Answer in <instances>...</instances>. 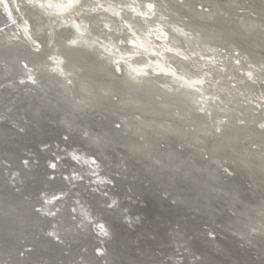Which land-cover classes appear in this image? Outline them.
I'll list each match as a JSON object with an SVG mask.
<instances>
[{
  "label": "water",
  "instance_id": "95a60500",
  "mask_svg": "<svg viewBox=\"0 0 264 264\" xmlns=\"http://www.w3.org/2000/svg\"><path fill=\"white\" fill-rule=\"evenodd\" d=\"M155 1L161 10L176 13L168 26L169 39L184 56L178 55L172 68L181 72L179 65L185 64L188 72L183 74L187 76H200L197 78L207 84L222 82L218 86L222 96L236 88L226 81L237 80L236 90L251 89L253 97L264 102V0H235L234 4L209 0L216 11L213 19L195 5L196 0L184 5L178 0ZM32 4V0L26 1L24 13L34 25V38L9 26L0 29V264L123 262L118 244L111 243L105 260L95 255L94 250L101 244L95 232L82 228L89 222L88 217L78 212L82 209L74 200L63 204L72 213L71 220L65 223L35 207L44 195L59 191L72 199L70 192L77 186L68 191L71 185L64 177L56 174L57 178H52L53 171L58 170L51 168L50 161L58 159L49 146L58 152H74L77 157H98L110 170L103 168L104 175L127 182L124 186L95 184L89 188L106 200L102 205L99 197H93L88 207L95 218H108L105 221L114 234L112 242L130 231L147 237L149 232L160 230L153 224L158 213L174 230L181 211L178 208L185 203L226 202L223 194L200 185V179L216 187L227 186L223 182L239 187L243 198L251 203L264 199V105L254 112L250 108L254 104L249 105L248 100H233L228 111L210 112L207 107L216 105L214 100L169 81L170 75L154 77L147 59L144 63L133 62L142 52L121 45L120 41L133 37L141 43L142 36L129 29L115 36L111 32L115 23L103 28L97 18L78 13L72 18L75 22L83 19L87 33L73 29L72 24L60 26L62 20L52 18L55 34L51 36L49 20ZM81 7L94 11L88 4ZM145 15L147 22L149 15ZM219 24L225 25L226 31L214 26ZM195 25L200 26L199 31L208 42L226 45L229 50L234 49L236 56L243 55L240 61L253 69L255 77L239 75L232 61L212 57L207 49H203L205 57H211L196 66L192 54L199 53L197 34H187ZM10 34L16 37L8 39ZM33 39L42 45L41 49L35 47ZM146 40L152 42L150 38ZM160 47L166 50L165 46ZM54 60L61 62L59 67ZM226 63L225 73L207 75L202 71L206 65L219 69ZM133 65H144V70L137 72ZM198 103L203 106L198 108ZM241 105L245 107L240 108ZM122 158L130 170L124 177L111 170L122 168ZM224 166L230 171L223 170ZM240 174L247 176L251 184ZM84 186L87 189L88 185ZM170 192L183 201H172ZM109 196L118 199L116 207L108 204ZM83 233L84 237L78 235ZM77 236L83 241L75 244L80 240ZM88 239L91 243L86 242ZM225 240L234 251L239 247L234 239ZM64 248L68 250L62 251ZM249 253L254 258L255 251Z\"/></svg>",
  "mask_w": 264,
  "mask_h": 264
},
{
  "label": "bare ground",
  "instance_id": "6f19581e",
  "mask_svg": "<svg viewBox=\"0 0 264 264\" xmlns=\"http://www.w3.org/2000/svg\"><path fill=\"white\" fill-rule=\"evenodd\" d=\"M26 1H28V0H0V29H4V27L9 26L10 28L18 29L19 31H21V33L25 34L27 37L34 38V32H33L34 31V25H33L32 21L27 17V15L24 13ZM32 1H33L32 5H36L35 9L37 11H40L42 14H44L46 16L47 20H49V24H50L52 18H55V19L59 18L62 20L61 21L62 23L60 24V26L62 25V26L66 27L67 25L72 24V27H74L73 29H75V30L77 29V30H81V31L83 29V31H85V33H87V27L88 26L86 25V27L84 28L83 19L77 20L75 22L76 19L72 18L75 13H78L79 15L81 14L82 16H86V15L89 16L90 15L91 18H97L96 20L97 21L99 20L101 22V25L103 28L108 27V26L110 27L111 24L113 25L115 23L114 24L115 26H111L112 27L111 32L115 36L121 35L124 31H126V29H129L131 32L136 33L137 36L138 35L140 36V38L142 36L143 39H141V44L136 39H134L133 37H132L133 39L132 38L129 39V41L131 42L130 44H128L129 42L125 43L124 39H121V41H120L121 45H129L127 47H130L131 49L132 48L136 49L135 47H137V46L142 47V48L136 49V51H141L142 53L139 55L137 54L138 56H136L134 58L133 62L140 63L139 61L141 60L144 63L145 60L147 59L148 62H150L152 64L151 73L153 74L154 77H161V76L165 77L166 75H170L168 77L169 81L175 82V83H180L182 86L187 87L192 92L200 94V95H202V96H204L210 100H214L213 102L216 105H214L213 107L209 105L207 107V110L210 112L212 110L215 111L214 109H216L217 112L228 111L230 101H233V100L239 101V103L243 102V99L248 100L250 102V103H248L249 105L254 104L253 107H250V108H252V110L254 112L260 111L262 106L264 105V102L253 101V98H252V96H253L252 92L253 91H251V89L244 91V92L238 91V89L236 90V88H238V86H239L238 83L236 82L237 80L226 81L231 85H235L234 87H236V88H234L235 91L230 92V94H226L225 96H222V94H220L221 90L218 87L219 85H221L222 82H218V84L217 83L207 84L206 83L207 81L202 82L203 78H197L200 76H196L194 74H191V77L189 76L190 74L187 76V75L183 74V72L184 73L188 72L187 70H185L187 68V66L185 64H181V62H180L181 65H179L181 67L180 69H183L181 72L175 68H172L171 65H172V63H175V60H177V56L178 55L184 56L183 51L182 52H175V50L179 49V47H178V45L172 44L171 40L169 39L171 36H170L169 31H168V28H169L168 26H170L169 24H171L170 22L172 20L174 21V18L176 17V13L174 11H172V13H171L170 11L167 12L166 10H161L163 8H161V6L159 8L158 4L156 3L155 0H153L154 3H153V1L145 0L143 4H140L142 2H139L138 4L135 3L134 5L132 4V2L134 3L138 0H80L79 4H77V5H70L68 3V0H32ZM226 1L228 3L229 2H232L233 4L235 3L234 2L235 0H226ZM178 2L183 3V5H184V4L189 3V0H178ZM82 4L83 5L88 4L90 9H92L94 11L96 10V12H94V11L88 12V10H82V7H81ZM131 4H132V6H130ZM139 5H144L145 8L142 10V9L137 7ZM153 5H155V6L153 7ZM195 5L200 7L202 9V11H206L209 18L213 19L216 17L215 16L216 11L214 10L212 2H210L209 0H196ZM129 6H130V8H129ZM11 14L14 15V17H12ZM145 14L149 15V19L147 21L149 23L145 22L147 20L144 18L146 16ZM60 17H62V18H60ZM122 19L123 20L125 19L124 20L125 23H123L124 21ZM176 21L181 22V21H179L178 18ZM182 24H184V23H182ZM127 26H128V28H127ZM149 26L153 27V28L158 27L159 29H161L162 33L163 32L166 33L165 37H163V38L160 37L162 39L161 42H159L160 45H158L156 43V41L154 40ZM214 26H217V29L219 31H226L225 29H227V27L225 25L219 24V25H214ZM95 27L96 26L93 25V28L92 27L91 28L94 30ZM51 29H52V30H50L51 34H52L51 36H53V34H55V33L53 31L52 25H51ZM199 30H200V26H196V25L194 27H192L191 31H189V32H187L185 30L187 32V34H189V35H193V34L196 35L197 34L195 38L197 39L196 44H197L198 48H196L195 46H193V48H196V51H198L199 53L198 54H192V56L195 60L193 62L196 63V66L201 64V62H206L207 58L211 57V55H207L209 57H205L206 55L204 54L203 49H207L208 52H206V53L212 52L213 53L212 57L218 56V57H220V59L222 57V59H224V61L227 60L228 63H229V60L232 61V63L234 64L233 66H235L234 69L239 75H244L246 77H251V76L255 77L253 69L251 67H247V66L244 67V65L240 61V59H241V57H243V55H240V57L236 56L235 54H233L234 49L229 50L226 45H222L221 43H220L221 45H218L216 42L215 43L208 42L207 39L203 37V34L200 33ZM145 32L147 34H145ZM148 32H149V35H148ZM156 32H157V34H155V35L158 36L159 31L157 29L156 30L154 29V33H156ZM141 33H144L145 37ZM100 34H102V33H100ZM210 34L212 35L213 32H211ZM10 35L7 36L8 39H14L16 37V35H14V34L13 35L10 34ZM212 37L214 38V34ZM215 37H218V36H215ZM219 37L221 38V35ZM145 38L146 39L150 38V40H152V42L147 41ZM32 43L35 44L36 48L41 49L42 45L38 41L33 39ZM160 46H165L166 50L164 51V48H162ZM185 55H186V53H185ZM152 56H154V57L152 58ZM160 57H161V59H160ZM56 60H54V65L59 67L61 62L59 60L58 61H56ZM225 65H227V63L223 64V66L219 67V69L216 68L215 66L211 65V64L206 65V66H204L202 71L208 73L207 75H209L210 72L219 75V73H221V72L222 73L226 72L224 69ZM133 67L137 72H142L144 70L139 65L138 66L133 65ZM189 67H191V66L189 65ZM117 69L119 71H121L122 67L118 64ZM202 77H204V76H202ZM215 85H217V86H215ZM221 87H223V86H221ZM231 87H233V86H231ZM212 88H214V89L212 90ZM258 95H260V94H258ZM229 96H230V98H229ZM259 100H262V99H259ZM202 106H203V104L198 103L197 107L199 108ZM244 107L245 106H242V105L240 106V108H244ZM254 118H256V117H252V119H254ZM69 124L75 130L82 131V130H80L79 127H77L76 125H73V123H69ZM263 125H264V123H263ZM49 147H51V148H49V150H51V152L53 151L57 154L56 158L58 159V160H51L50 161L51 165H55V167L51 166V168L53 170H58V171H53L52 178L56 179L57 178L56 174H59L62 179L64 177V179L66 181H68L69 184L71 185V187L67 188L68 191L74 189V188H72V186L77 184L76 188L74 190H72L70 193H72L74 191L75 193L80 195V197H78V199L80 201L83 200L81 203H84L86 205L85 208L81 210V212L87 215V217H88L87 219L89 222H87L85 224V226L82 228H86L88 231L92 230L93 232L96 233L95 236L97 238V241L100 242L101 247L99 246L98 247L99 249H95L94 252L98 258H102L105 260L106 255H108V253L111 251L110 250V246H111V242H112L111 240L114 237V234L109 229L107 222H105V220L108 221V218L106 216L104 217V219H99V218H95L93 216V214L90 212L91 210L89 209L88 204H90L89 201H91L90 200L91 198H93V197L98 198L99 197L98 200L100 201V203L102 205L106 204V200L103 199L102 195H95L97 192L89 191V188L92 187V189H93V187H95V184H100L102 186H109L111 184L118 183V184L124 186L125 184H127V182H124L121 179L110 180L106 175H104L105 171H107V170L110 171V170L106 167L104 162L99 160L98 157H93V156L92 157H84V158L77 157L76 153H74V152H71V151H69V152L59 151L58 152L56 148H53V146H49ZM65 158H67V159H65ZM72 161L74 162L75 165L72 164ZM119 161H120V164L123 165L122 168L116 169V170L111 168L112 172L119 174L122 177H124L126 174L129 175L130 170H128V168H127L128 162L127 161L125 162L123 160V158ZM103 168H105L106 170L104 171ZM222 169L230 171L227 166L222 167ZM136 170H138V169H136ZM132 171H135L134 167H132ZM148 175L149 174L146 173V175H144V176L147 177ZM189 175L193 176V174H189ZM240 176L242 177V179H244L246 182H248V184H251V181H250V179L247 178V176H245L243 174H240ZM140 180H142V179H140ZM77 181H81V182H77ZM84 183L86 184V186L88 185L87 189L84 188L85 187ZM199 184L202 185L203 187L206 186L208 189H211L210 190L211 192L218 191L220 194H223L224 195L223 199H225L226 202L220 203L218 205L216 202L205 203L202 201H196V202H192V203H187V205L185 203L184 206H179L178 209L181 211L178 214V221H177V224L175 225L174 230H171V235H170V231H169L170 228H168V226L166 225V222L163 219V215H159L160 213H158V215L156 214L157 217H156L155 223H153V221L152 222L147 221L149 223L151 222V223L157 225L158 227H161V229L158 231L149 232L148 234H151L150 237L154 238L155 236L152 233L156 232L157 236L161 240V242L164 241L168 245L169 244L173 245V238H174L173 235L179 234L180 236L183 237L182 238L183 244L186 243L185 245H189L190 240H191V243H193L194 238L196 236H197L196 239L200 238V240L212 243V242L216 241L213 238L218 235L217 240L225 241V244H227L226 240H225L226 238L227 239L232 238L236 242L240 243L239 245H237L239 247L236 246L237 248H236L235 252L246 254L247 261L250 263H252V261H251L252 259L255 262L256 260H258V258H261L262 256H264V199L259 203H251L250 201H247L246 199L243 198V192L239 187L234 188V187L230 186L231 187L230 188L226 182H223V184L227 185L228 187L227 186L216 187L213 184L209 183L208 180H205V179H203V180L200 179ZM84 191H89V194L88 195H86V194L82 195V193ZM91 192H92V194H91ZM170 194H172V196H171L172 201L177 202V203L179 201H183L182 197H180L178 194H175L174 192H170ZM67 195L68 194L63 193L62 191L55 192L51 195L50 194L44 195L42 198V202L37 203V205H35V207L43 210L45 214H48L50 217H53L54 219L57 218V220H59L58 217H61V219H60L61 222L65 223V221L71 220L70 217L72 215L71 211H68L66 209V207H64V205H63V204H66L65 202L67 200L73 201V200L69 199ZM108 200H109L108 204H112V205L115 204V207H116V205H117L116 201L118 200V199H116V197L109 196ZM62 201H64V202L61 204ZM208 201L210 202V199ZM60 205H62V209H56V208H60ZM53 209H56V210L54 211ZM190 215L194 216L195 219L193 220V218H191ZM152 217L153 216H151V218ZM126 218H128V217L126 216ZM62 219H63V221H62ZM147 222H145V223H147ZM100 225L102 227H100ZM129 225L132 226V223H129ZM134 228L137 229L138 227H134ZM78 235L82 236V237L85 236L84 234H81V235L78 234ZM91 235L93 236V234H91ZM211 235H214V236H211ZM118 237H119L118 240L120 242V245L125 248V244H123V241H122L123 237H120V236H118ZM77 238H79V237L77 236ZM148 240H149V237H148ZM70 242H73V240H70ZM78 242H80V241L79 240L76 241L75 244H77ZM88 242L91 243L90 239L88 240ZM84 244H85V248L84 247L83 248L86 249L87 243H84ZM200 244H202V243H200ZM206 244H208V243H206ZM206 244H202V246L206 245ZM215 244H217V243H215ZM225 244H224V246H225ZM121 246H119V249L121 250L120 253L123 254L124 252H127V250ZM228 246H229V244H228ZM163 247H161L160 249H162ZM199 247H201V246H199ZM217 247H220V246H217ZM121 248H123V249H121ZM165 248L166 247H164L163 249L165 250ZM191 249H192V247H191ZM191 249L189 246L188 250H186V249L181 250L182 252H179V253L175 252V250H173L174 252L172 253V256L170 257L173 259V261L171 263L174 262L175 264H179L183 260V258L184 259L186 258L187 259L186 261L189 262L190 264H210V262L208 263L207 262L208 260L205 258V256H207L205 254V252H204L205 256L202 257V254H200L202 251L200 253L195 254L194 249L193 250H191ZM198 249H200V248H198ZM213 249H215V248H213ZM67 250H68L67 248L62 249V251H64V252H66ZM249 250L255 251V254L253 255L254 258L250 257L251 255L249 253ZM209 251H210V249H209ZM230 251H232V250H230ZM160 252H161V250H160ZM176 253H178L180 255L179 256L180 258H178V255H176ZM191 253H193V254H191ZM151 255H152V253H151ZM130 256L127 260H125L122 257V259H120V260H122L123 262H120V264H135V262L131 263L132 260H131ZM149 256H150V254H149ZM165 256H166V254H165ZM213 256H214V254H213ZM134 257H136V255ZM134 257H133V259H134ZM139 259L140 258H137L136 262H138ZM210 259H209V261H210ZM219 259H221V258H219ZM160 261H162V260H160ZM223 261H222V263H223ZM225 261H227V260H225ZM168 262H169V260H168ZM32 264H34V263H32ZM99 264H104V263H99ZM105 264H111V263L109 261L108 262L106 261ZM156 264H157V262H156ZM223 264H225V263H223ZM230 264H232V262Z\"/></svg>",
  "mask_w": 264,
  "mask_h": 264
},
{
  "label": "rangeland",
  "instance_id": "374dc122",
  "mask_svg": "<svg viewBox=\"0 0 264 264\" xmlns=\"http://www.w3.org/2000/svg\"><path fill=\"white\" fill-rule=\"evenodd\" d=\"M150 1H153V0H150ZM153 3H154V1H153ZM155 5H153V7H154ZM12 15V14H11ZM12 17H14V15H12ZM150 28V30H151V34L153 35V38H154V40L156 41V43L158 44V45H160V43L159 42H161V38L160 37H165V35H166V33H162V31H161V29H159L158 27H155V28H153V27H149ZM154 29L156 30H158L159 31V34H158V36L157 35H155V34H157V32L156 33H154ZM153 30V31H152ZM125 43H131L129 40H126V41H124ZM128 43V44H129ZM137 44V43H136ZM141 44V43H140ZM139 49V48H142V47H139V46H137L136 47V49ZM176 48V47H175ZM181 49H176L175 50V52H182V51H180ZM173 52V51H172ZM252 77V76H251ZM242 92H244V91H242ZM253 96H255V94H252ZM252 96V98H253V100H255V101H257V102H262V100H259L258 98H256V97H253ZM256 98V99H255ZM73 193V195H71V197H72V199L71 200H74V202H77L78 203V205L81 207V209H84L85 208V204L84 203H81L82 201H80L79 199H78V197H80V195H78L77 193H75L74 191L72 192ZM71 193V194H72ZM64 201H62L61 202V204L63 203ZM56 209H62V205H60V208H56ZM56 209H53L54 211L56 210ZM78 209L76 208L75 209V211H77ZM78 212H80L81 213V211H78ZM82 214H84V213H82ZM58 217V216H57ZM58 219H59V221H60V219H61V217H58ZM62 221H63V219H62ZM106 222V221H105ZM100 227H102L101 225H100ZM84 229H86V228H84ZM169 231H170V235H171V230L169 229ZM104 232V231H103ZM84 234V233H83ZM155 237V239L154 238H151L150 237V235L151 234H148L147 235V237H145L144 235H141L140 233H138V232H136V231H130L128 234H124L122 237H123V239H122V241H123V244H125V248L123 247V246H121L120 244H119V240L116 242L115 240H113V242H111V243H113V244H115V245H119V246H121V247H123L124 249H126L127 250V252H124L123 254L121 253V255H123L122 257L125 259V260H127L128 258H129V256H130V258H131V260H132V262L131 263H134L135 262V264H139L140 262V264H156V262H157V264H170L172 261H173V259L172 258H170L171 256H172V253L174 252L173 250H175V252H182L181 250H188V247L190 246V249H191V247H192V249L191 250H193L194 249V253L195 254H197V253H200L201 251V253L200 254H202V257L203 256H205V254L207 255V256H205V258L208 260L207 262L209 263L210 262V264H223V263H225V264H230L231 262H232V264H264V256H262L261 258H258V260H256V262H254V260L252 259L251 261H252V263H250V262H248L247 261V257H246V254H244V253H236L233 249H232V247L229 245L228 246V244H225V241H222V240H217L218 239V235L217 236H215L213 239L214 240H216V241H214V242H206V241H203V240H200V238L198 239H196V237L194 238V241H193V243H191V240H190V244L189 245H185V244H183V242H182V236H180L179 234H177V235H173L174 236V238H173V245L172 244H166L164 241L163 242H161V240L158 238V236H157V233L156 232H153L152 233ZM85 235V234H84ZM141 235V236H140ZM211 236H214V235H211ZM148 237H149V240H148ZM114 238V237H113ZM80 239V238H79ZM83 241V239L81 238L79 241ZM89 240V239H88ZM126 241V242H125ZM142 243H141V242ZM158 241V242H157ZM196 241V242H195ZM204 243H203V242ZM213 241V240H212ZM87 243H88V241H86ZM172 242V241H171ZM199 242V243H198ZM78 243H80V242H78ZM77 243V244H78ZM85 243V242H84ZM200 243H202V244H206V243H208V244H206V245H203L202 246V244H200ZM215 243H217V244H215ZM219 243V244H218ZM166 244V245H165ZM199 244V245H198ZM215 244V245H214ZM221 244V245H220ZM224 244H225V246H224ZM166 247L165 248V250L163 249L164 247ZM168 246V247H167ZM199 246H201V247H199ZM210 246V247H209ZM217 246H220V247H216ZM224 246V247H223ZM161 247H163L162 249H160ZM172 247V248H171ZM200 248V249H198V248ZM203 247V248H202ZM223 247V248H222ZM133 248V249H132ZM159 248V249H158ZM170 248V249H169ZM202 248V249H201ZM213 248H215V249H213ZM221 248V249H220ZM96 249H99L98 247L96 248ZM122 249V248H121ZM168 251H167V250ZM209 249H210V251H209ZM224 249V250H223ZM228 249V250H227ZM135 252H134V251ZM160 250H161V252H160ZM171 250V251H170ZM207 250V251H206ZM215 250V251H214ZM230 250H232V251H230ZM119 251H121L120 249H119ZM133 251V252H132ZM167 251V252H166ZM219 251V252H218ZM159 252V253H158ZM163 252V253H162ZM204 252H205V254H204ZM221 252V253H220ZM151 253H152V255H151ZM156 253V254H155ZM170 253V254H169ZM178 253H176V255H178V258H180L179 256V254ZM149 254H150V256H149ZM154 254V255H153ZM165 254H166V256H165ZM191 254H193V253H191ZM213 254H214V256H213ZM217 254V255H216ZM136 255V257H134ZM159 255V256H158ZM163 255V256H162ZM234 255V256H233ZM169 256V257H168ZM217 256V257H216ZM229 256V257H228ZM133 257H134V259H133ZM169 259H168V258ZM137 258H140L139 260H138V262H136V260H137ZM152 260H151V259ZM163 258V259H162ZM166 260H165V259ZM204 258V259H205ZM211 258V259H210ZM219 258H221V259H219ZM209 259H210V261H209ZM234 259V260H233ZM160 260H162V261H160ZM168 260H169V262H168ZM184 260V261H183ZM183 260L179 263V264H190L189 262H187L186 260V258L184 259L183 258ZM203 260V259H202ZM224 260V261H223ZM225 260H227V261H225ZM153 261V262H152ZM155 261V262H154ZM216 261V262H215ZM222 261H223V263H222ZM159 262V263H158ZM178 262V261H177ZM184 262V263H183ZM218 262V263H217ZM221 262V263H220ZM254 262V263H253ZM171 264H175L174 262L173 263H171Z\"/></svg>",
  "mask_w": 264,
  "mask_h": 264
},
{
  "label": "snow or ice",
  "instance_id": "6c2138e0",
  "mask_svg": "<svg viewBox=\"0 0 264 264\" xmlns=\"http://www.w3.org/2000/svg\"><path fill=\"white\" fill-rule=\"evenodd\" d=\"M80 0H68V3L70 5H77L79 4ZM261 127H264V125H261ZM52 167H55V165H51Z\"/></svg>",
  "mask_w": 264,
  "mask_h": 264
}]
</instances>
